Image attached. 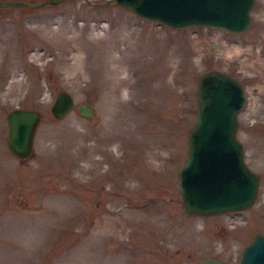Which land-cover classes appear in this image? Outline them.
Segmentation results:
<instances>
[{"label":"rangeland","instance_id":"obj_1","mask_svg":"<svg viewBox=\"0 0 264 264\" xmlns=\"http://www.w3.org/2000/svg\"><path fill=\"white\" fill-rule=\"evenodd\" d=\"M102 1L0 7V264L234 263L264 233V0L234 34L91 4ZM209 68L244 90L235 137L259 182L250 207L201 217L183 213L177 171ZM62 90L71 110L52 118ZM14 107L40 113L23 160L4 147Z\"/></svg>","mask_w":264,"mask_h":264},{"label":"water","instance_id":"obj_2","mask_svg":"<svg viewBox=\"0 0 264 264\" xmlns=\"http://www.w3.org/2000/svg\"><path fill=\"white\" fill-rule=\"evenodd\" d=\"M63 0H0V7L38 8ZM115 3L139 18L165 24L169 29L200 25L243 33L251 18L253 0H108L91 3L108 6ZM213 45V44H212ZM195 107L192 125L185 138V154L177 171L179 203L188 215L211 216L243 210L257 196L258 174L243 161L241 143L236 140V115L244 103L240 82L220 70L209 68L196 77ZM72 98L62 91L54 93L49 106L52 118H62L71 110ZM84 118L92 108L80 102L74 105ZM37 110L14 107L3 115L6 122L5 149L12 157L25 159L31 153L32 135L38 124ZM234 263L214 256L199 257L194 264H264V233H255L238 251Z\"/></svg>","mask_w":264,"mask_h":264},{"label":"bare ground","instance_id":"obj_3","mask_svg":"<svg viewBox=\"0 0 264 264\" xmlns=\"http://www.w3.org/2000/svg\"><path fill=\"white\" fill-rule=\"evenodd\" d=\"M214 46L222 48V45H219V44H214ZM229 53H230V50L229 49H226V48L225 49L224 48L222 49V55L224 57H228L229 56Z\"/></svg>","mask_w":264,"mask_h":264}]
</instances>
